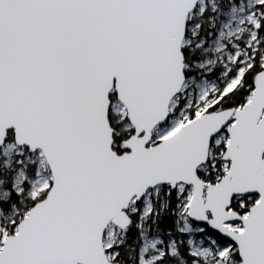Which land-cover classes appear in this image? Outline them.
<instances>
[{
  "label": "snow or ice",
  "instance_id": "1",
  "mask_svg": "<svg viewBox=\"0 0 264 264\" xmlns=\"http://www.w3.org/2000/svg\"><path fill=\"white\" fill-rule=\"evenodd\" d=\"M0 264H264V0H0Z\"/></svg>",
  "mask_w": 264,
  "mask_h": 264
}]
</instances>
